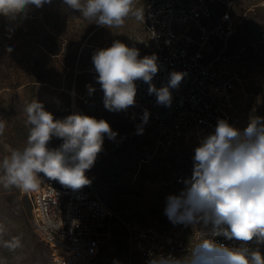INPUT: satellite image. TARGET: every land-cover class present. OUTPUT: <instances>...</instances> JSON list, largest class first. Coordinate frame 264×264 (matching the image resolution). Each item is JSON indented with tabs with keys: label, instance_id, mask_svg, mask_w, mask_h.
Masks as SVG:
<instances>
[{
	"label": "rangeland",
	"instance_id": "rangeland-1",
	"mask_svg": "<svg viewBox=\"0 0 264 264\" xmlns=\"http://www.w3.org/2000/svg\"><path fill=\"white\" fill-rule=\"evenodd\" d=\"M146 2L136 0L135 7L145 11ZM232 11L238 31L227 41L225 53L241 77L237 124L243 129L250 116L264 117V46L259 43L264 0H235ZM219 12L216 8L214 20ZM9 27L12 25L0 17V121L5 123L0 135V160L26 146L29 126L24 109L35 99L56 119L81 113L108 121L118 133L115 140L105 136L103 150L86 172L91 187L113 215L99 255L88 264H127L125 224L153 227L165 235H186L184 226L174 225L164 209L166 197L184 187L173 178V172L182 181L191 176L194 149L179 144L160 151L151 126H144L143 134L137 135L136 125L141 122L137 104L127 112L106 110L103 92L95 80L92 55L114 41L138 48L141 58L149 55L142 21L129 17L123 26L109 29L68 10L61 0H52L50 5L29 12L26 19L16 21L10 38L6 31ZM223 46L212 42L208 59L212 60ZM9 47L10 53L5 50ZM89 84L96 89L91 95L86 87ZM61 143L54 137L49 146L56 148ZM39 175L47 183L67 188ZM13 237L20 239L21 246L9 250L4 242ZM260 250L264 253V247ZM0 264H54L35 233L29 202L16 188L5 189L2 184Z\"/></svg>",
	"mask_w": 264,
	"mask_h": 264
},
{
	"label": "clouds",
	"instance_id": "clouds-1",
	"mask_svg": "<svg viewBox=\"0 0 264 264\" xmlns=\"http://www.w3.org/2000/svg\"><path fill=\"white\" fill-rule=\"evenodd\" d=\"M62 6L78 12L84 19L107 27H121L129 17L144 21V10L135 7L136 0H61ZM52 0H0V17L12 27L28 17L29 12L50 5ZM10 53L12 49L6 48ZM97 74L95 80L103 92L104 108L110 112H127L137 104L136 81L148 85L149 96L158 106L170 108L172 90L178 89L186 75L172 71L167 83L157 88L153 78L159 72L155 54L140 57L136 47L117 40L92 55ZM89 95L96 89L86 85ZM29 126L26 146L14 149L0 160V184L5 189L35 191L41 177L61 185L80 189L90 185L86 176L103 150L105 136L115 140L118 133L109 122L81 113L63 119L54 118L37 99L24 109ZM135 115H133V119ZM150 112L144 109L136 134L142 135ZM5 123L0 121V135ZM62 143L50 147L53 138ZM190 177L184 187L166 197L164 209L175 225L191 227V235L180 255L172 252H149L146 264H264V117L252 115L247 126L240 129L227 119H218L213 132L200 138L192 157ZM239 242L230 246L220 242ZM250 242L255 243V247ZM21 246L18 237L5 241L4 247Z\"/></svg>",
	"mask_w": 264,
	"mask_h": 264
},
{
	"label": "built area",
	"instance_id": "built-area-1",
	"mask_svg": "<svg viewBox=\"0 0 264 264\" xmlns=\"http://www.w3.org/2000/svg\"><path fill=\"white\" fill-rule=\"evenodd\" d=\"M234 3L235 0H147L145 4L142 27L149 55L155 54L159 64L153 83L159 88L167 83L172 71L186 73L180 87L172 90L170 108L158 106L156 97L147 93L148 85L136 81L139 114L145 108L149 110L145 126L155 129L162 152L179 144L195 149L202 136L214 131L218 119H227L240 128L237 97L241 77L225 53L227 41L238 31L232 14ZM216 8L220 12L214 20ZM214 41L224 46L209 60V46ZM259 43L264 46V27ZM173 178L182 182L176 172ZM17 190L29 202L35 233L51 253L54 264H88L99 255L113 215L91 185L61 189L41 178L37 190ZM183 229L186 235H165L153 227L125 224L127 264H146L150 251L180 255L192 231L190 226ZM218 239L230 246L239 243ZM250 243L255 247L254 242ZM57 250L65 255L56 254Z\"/></svg>",
	"mask_w": 264,
	"mask_h": 264
},
{
	"label": "bare ground",
	"instance_id": "bare-ground-1",
	"mask_svg": "<svg viewBox=\"0 0 264 264\" xmlns=\"http://www.w3.org/2000/svg\"><path fill=\"white\" fill-rule=\"evenodd\" d=\"M56 254H60V255H62V256H64V255H65V253H64V252H62L61 250H57V251H56Z\"/></svg>",
	"mask_w": 264,
	"mask_h": 264
},
{
	"label": "trees",
	"instance_id": "trees-1",
	"mask_svg": "<svg viewBox=\"0 0 264 264\" xmlns=\"http://www.w3.org/2000/svg\"><path fill=\"white\" fill-rule=\"evenodd\" d=\"M29 208H30V205H29Z\"/></svg>",
	"mask_w": 264,
	"mask_h": 264
}]
</instances>
